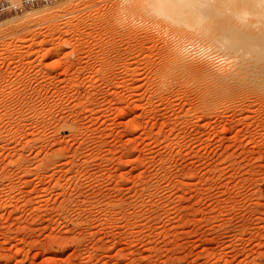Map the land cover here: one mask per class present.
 Listing matches in <instances>:
<instances>
[{"label":"rangeland","instance_id":"obj_1","mask_svg":"<svg viewBox=\"0 0 264 264\" xmlns=\"http://www.w3.org/2000/svg\"><path fill=\"white\" fill-rule=\"evenodd\" d=\"M262 2L0 14V264H264Z\"/></svg>","mask_w":264,"mask_h":264},{"label":"bare ground","instance_id":"obj_2","mask_svg":"<svg viewBox=\"0 0 264 264\" xmlns=\"http://www.w3.org/2000/svg\"><path fill=\"white\" fill-rule=\"evenodd\" d=\"M260 2V1H259ZM253 3V2H252ZM256 4V3H255ZM262 10V15L260 18H258L257 20L255 21H250L248 23H244L243 25V22H242V25L240 24V20L243 19L244 17H240L241 19L239 21H237L236 23L239 22V25H234V30L236 31V34H240L241 36L242 35H245V36H249L251 41L249 42V49L247 48V51H250L252 53H254V57L252 58V61H250V59H246V61H243L238 67H237V70L234 71V72H231V73H227V74H222L224 77H230L228 79H235V78H239L241 79V77L245 74V72H249L250 70H254L253 71H250L248 73V75H251L250 73L254 74L257 72L258 76H260L259 74H263L261 76L264 77V2L261 3V6L259 8V11L261 12ZM256 11V10H255ZM253 12V11H252ZM258 15V14H257ZM259 17V16H258ZM249 19V18H248ZM245 20V19H244ZM243 20V21H244ZM253 20V19H252ZM245 22V21H244ZM229 25V24H228ZM238 32V33H237ZM236 37V36H235ZM233 39V38H232ZM235 40V39H234ZM221 42V41H220ZM222 43V42H221ZM229 43V42H228ZM238 43V42H237ZM248 44V43H246ZM230 45V44H229ZM235 45H232V50L235 48ZM226 47V45H225ZM227 48H231V47H227ZM239 48V47H238ZM235 49V51H237V49ZM239 50V49H238ZM180 55V54H179ZM179 55L177 56L178 59L181 57H179ZM176 57V58H177ZM175 58V59H176ZM172 59V58H171ZM183 59V58H182ZM180 59V60H182ZM180 62V61H179ZM178 62V64H179ZM183 62V61H182ZM181 62V63H182ZM256 71V72H255ZM246 72V74H247ZM244 73V74H243ZM247 75V76H248ZM222 76V77H223ZM246 77V75H244ZM243 76V77H244ZM254 76V75H253ZM260 76V77H261ZM223 77V78H224ZM244 77V78H245ZM262 77V78H263ZM222 78V79H223ZM239 79V80H240ZM260 79V78H259ZM224 80V79H223ZM236 80V79H235ZM238 80V79H237ZM261 80V79H260ZM264 80V79H263ZM222 81V80H221ZM234 81V80H233ZM233 81L231 83H233ZM236 82V81H235ZM239 82V81H238ZM256 83V82H255ZM235 84H238V83H235ZM258 84V83H257ZM239 87H235L236 89L238 88H241V86L243 84H241L240 86V83L238 84ZM247 85V84H246ZM230 86V85H229ZM231 86H234V85H231ZM237 86V85H236ZM245 86V85H244ZM253 86V85H252ZM257 86V85H256ZM259 86V85H258ZM243 87V86H242ZM228 88V87H227ZM234 89V87H232ZM248 88V87H247ZM234 89V90H236ZM233 92V91H232ZM235 93V92H234Z\"/></svg>","mask_w":264,"mask_h":264},{"label":"built area","instance_id":"obj_3","mask_svg":"<svg viewBox=\"0 0 264 264\" xmlns=\"http://www.w3.org/2000/svg\"><path fill=\"white\" fill-rule=\"evenodd\" d=\"M39 1L45 0H0V14L10 11H20Z\"/></svg>","mask_w":264,"mask_h":264}]
</instances>
